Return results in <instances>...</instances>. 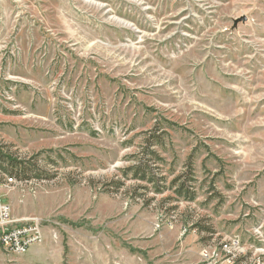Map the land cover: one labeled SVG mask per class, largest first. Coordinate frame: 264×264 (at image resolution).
<instances>
[{
    "label": "rangeland",
    "instance_id": "1",
    "mask_svg": "<svg viewBox=\"0 0 264 264\" xmlns=\"http://www.w3.org/2000/svg\"><path fill=\"white\" fill-rule=\"evenodd\" d=\"M0 149V264H264V0H0Z\"/></svg>",
    "mask_w": 264,
    "mask_h": 264
},
{
    "label": "built area",
    "instance_id": "2",
    "mask_svg": "<svg viewBox=\"0 0 264 264\" xmlns=\"http://www.w3.org/2000/svg\"><path fill=\"white\" fill-rule=\"evenodd\" d=\"M8 182V183H7ZM9 186L14 182L8 179ZM0 245L7 253H24L34 243L41 240L40 226L37 221L15 224L10 217L9 205L0 198Z\"/></svg>",
    "mask_w": 264,
    "mask_h": 264
},
{
    "label": "trees",
    "instance_id": "3",
    "mask_svg": "<svg viewBox=\"0 0 264 264\" xmlns=\"http://www.w3.org/2000/svg\"><path fill=\"white\" fill-rule=\"evenodd\" d=\"M150 140H151L150 138L147 139L148 144L146 146V149H149V146L154 145L155 143L161 142V140L158 137H152V141ZM150 153L152 155H155L158 159H160L155 151H150ZM0 170L3 173H8L11 176L17 177L18 180H28L32 178L31 177L32 175L30 173L33 171V169L30 168V165H28L27 162H24V160L19 161L12 154L5 153L1 151V149H0ZM129 170L133 171L134 176H137L138 174L141 173L142 174L140 177L141 180L146 179L148 182H154L153 178L148 177L149 175H148L147 167H145V164L141 162V160H139L138 164L134 165ZM36 177L39 178L38 175ZM178 192L181 195L183 194L181 193L183 192L182 190H179Z\"/></svg>",
    "mask_w": 264,
    "mask_h": 264
},
{
    "label": "water",
    "instance_id": "4",
    "mask_svg": "<svg viewBox=\"0 0 264 264\" xmlns=\"http://www.w3.org/2000/svg\"><path fill=\"white\" fill-rule=\"evenodd\" d=\"M244 19V18H243Z\"/></svg>",
    "mask_w": 264,
    "mask_h": 264
}]
</instances>
